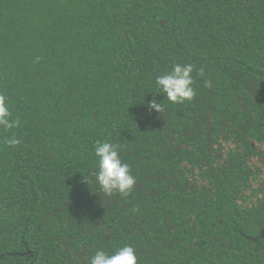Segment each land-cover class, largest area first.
I'll return each mask as SVG.
<instances>
[{"label": "trees", "instance_id": "obj_1", "mask_svg": "<svg viewBox=\"0 0 264 264\" xmlns=\"http://www.w3.org/2000/svg\"><path fill=\"white\" fill-rule=\"evenodd\" d=\"M176 63L194 66L183 103L155 84ZM0 95L18 121L0 126V264L123 245L138 264L263 263L238 239L264 222V0H0ZM97 140L131 166L128 196L96 182Z\"/></svg>", "mask_w": 264, "mask_h": 264}, {"label": "clouds", "instance_id": "obj_2", "mask_svg": "<svg viewBox=\"0 0 264 264\" xmlns=\"http://www.w3.org/2000/svg\"><path fill=\"white\" fill-rule=\"evenodd\" d=\"M193 71L194 66L190 63L173 64L170 70L156 77L155 84L158 92L164 93L167 100L173 103L190 101L195 94ZM203 74L204 70L200 69V75ZM206 84L211 86L210 81H206ZM148 106L158 112H161L164 107L155 100L149 102ZM11 115L7 98L0 95V126L4 129L18 126V121L11 119ZM6 143L16 146L20 143V139L13 135L6 140ZM94 153L97 157L95 179L102 192L107 195L115 192L128 196L134 188L136 177L132 174L131 166L121 159L118 146L107 140H97ZM86 179L89 181L88 176ZM89 264H138V255L131 245L120 246L111 253L97 249L91 256Z\"/></svg>", "mask_w": 264, "mask_h": 264}, {"label": "flooded vegetation", "instance_id": "obj_3", "mask_svg": "<svg viewBox=\"0 0 264 264\" xmlns=\"http://www.w3.org/2000/svg\"><path fill=\"white\" fill-rule=\"evenodd\" d=\"M258 178H259V176H258ZM248 196H252V201L244 202V203L239 202V204H241V206H247L248 207V206L257 204V201L262 199L263 194L254 193V195L248 194ZM263 212H264V210H263ZM263 218H264V214H263ZM256 225H257V229L255 232L250 231V229L248 231H243L242 229H239L240 239H238V241L245 243L246 245H249L255 251H259L261 253H264V222L259 221L256 223ZM244 239L250 241L251 243L245 241ZM256 262L258 264H264V261H263V263H262V261H256Z\"/></svg>", "mask_w": 264, "mask_h": 264}]
</instances>
